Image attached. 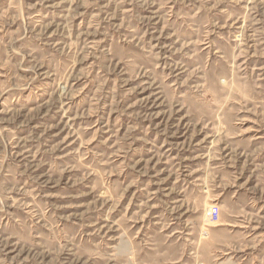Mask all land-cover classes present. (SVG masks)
I'll use <instances>...</instances> for the list:
<instances>
[{
	"label": "rangeland",
	"instance_id": "1",
	"mask_svg": "<svg viewBox=\"0 0 264 264\" xmlns=\"http://www.w3.org/2000/svg\"><path fill=\"white\" fill-rule=\"evenodd\" d=\"M0 264H264V0H0Z\"/></svg>",
	"mask_w": 264,
	"mask_h": 264
},
{
	"label": "built area",
	"instance_id": "2",
	"mask_svg": "<svg viewBox=\"0 0 264 264\" xmlns=\"http://www.w3.org/2000/svg\"><path fill=\"white\" fill-rule=\"evenodd\" d=\"M212 216L214 219H217L218 218V215H219V209L218 208H215L213 211H212Z\"/></svg>",
	"mask_w": 264,
	"mask_h": 264
}]
</instances>
